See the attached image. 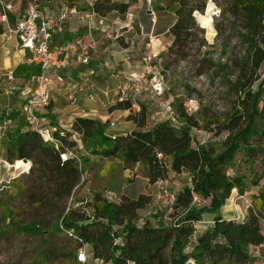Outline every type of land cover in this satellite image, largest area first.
<instances>
[{
	"label": "trees",
	"instance_id": "trees-1",
	"mask_svg": "<svg viewBox=\"0 0 264 264\" xmlns=\"http://www.w3.org/2000/svg\"><path fill=\"white\" fill-rule=\"evenodd\" d=\"M42 7L55 9L54 0H35ZM208 0H167L173 8L174 19L168 26L173 40L168 51L175 60L191 56V45L199 38L201 47L208 45L205 30L201 28L195 12H203ZM220 4L222 21L215 28L222 48L232 47L235 57L230 58L227 68L233 69L226 86L236 96L232 110L214 124L218 132H228L223 152L209 147L193 146L192 129L200 123L180 106L175 124L169 120L148 126L146 108L129 118L136 126L128 134L108 135L102 120L93 117H77L73 128L82 133L84 142L90 141L99 155L106 150L124 167L142 164L148 180L155 184L166 180L169 172H187L189 183L175 194L174 208L184 217L174 226L163 222L138 224V213L151 204L150 195L141 193L137 198L123 196L113 202L101 193L93 199L92 213L85 210L61 207L57 222L59 231H70L72 236L60 242L58 249L69 264H81L78 252L89 247V259L105 264H252L257 258L251 247L264 244L261 222L264 220V190L253 196L246 219L228 218L222 208L234 189L244 193L245 179L232 176L229 165L233 154L243 148L250 158H261L264 164V92L253 87L258 71L264 63V0H213ZM137 0H95L84 10H94L106 17L113 12L127 14ZM221 2V3H220ZM80 0H66L65 5L76 7ZM27 5L21 0L20 7ZM66 7V6H65ZM1 12V5H0ZM3 28L0 24V33ZM228 32V33H227ZM236 38L235 45L232 46ZM202 73V71H201ZM115 109L132 110L131 101H120ZM11 116V115H10ZM25 122V121H24ZM23 123V122H22ZM26 123V122H25ZM64 147L46 142L27 123L14 131L0 134V159L9 163L28 159L33 161L30 175L37 177L47 192L36 198L39 206L53 204V198H69L81 181L82 159L63 157L65 147L74 148L76 143L63 138ZM210 199V205L194 202ZM0 235L10 232L40 235L49 242L53 236L51 227L43 219L27 223L17 221L16 212L8 204H2ZM8 219H10L9 222ZM56 252V253H55ZM43 251L39 258L46 260L57 251Z\"/></svg>",
	"mask_w": 264,
	"mask_h": 264
},
{
	"label": "rangeland",
	"instance_id": "rangeland-1",
	"mask_svg": "<svg viewBox=\"0 0 264 264\" xmlns=\"http://www.w3.org/2000/svg\"><path fill=\"white\" fill-rule=\"evenodd\" d=\"M10 1L17 8L21 5V0ZM89 1L93 3L95 0H80L75 8L84 10L89 5ZM26 3L25 7L36 1L26 0ZM65 3L66 0H54L55 8L65 6L68 9L72 8L71 5H65ZM168 5L167 0H137L129 8L127 14L120 15L117 12L109 14L105 22L107 27L113 28L116 32L112 38L105 37L109 40L106 47L111 46V49H116L120 59H128L129 63L130 59L141 63L143 58L149 55L156 57L149 69L148 87L141 97L132 101V110L115 109L113 107L119 102L115 88L123 79H112L105 84L110 88L109 95L100 96L92 106L83 103L76 111L78 113L76 118H97L102 120L106 133L128 134L136 128L129 117L142 108H146L148 127H152L155 123L165 120L163 115L156 114L162 111L164 104L172 106L177 119H179L177 113L180 112L179 108L182 106L200 123L199 127L191 131L193 146L209 147L215 149L216 152H223L226 149L223 144L228 132L219 133L214 122L217 119L222 120L232 110L236 101L235 94L228 90L225 82V78H229L233 72V69L227 68L226 64L230 58L235 57L236 51L232 47L224 51L223 39L217 36L215 23L217 20L222 21L220 4L208 0L203 12H195L200 27L205 30L208 45L201 47L198 38L191 45V56L183 60H175V56L168 51L173 40L168 32V26L175 18L173 8H168ZM210 6L211 10L208 11ZM203 16L211 18L212 32L202 26ZM131 27L134 28L131 30ZM235 39L232 46L236 43ZM114 57L116 59L117 56L114 55ZM111 64L112 62L110 66ZM120 65L123 66L121 62ZM127 69L128 72L137 70L135 64H129ZM131 73L132 71L129 72ZM253 90L264 92V63L258 71V80ZM92 110L97 112H92ZM53 118L55 121L58 119L54 115ZM24 121L22 116L20 125L26 127V121ZM64 130L70 133L74 128L67 127ZM0 134H2L1 131ZM75 143L72 151L82 159L81 181L69 198H53V204L45 205V207L36 203L38 199L36 196L41 192L44 195L47 192V186H42L37 177L30 175L33 161L27 162L29 168L26 171V167L17 168V161L9 163L0 159V205L8 203L16 212L17 221L20 223H27L34 219L45 220L48 225L52 226L50 233H53L49 242L44 241L40 235L15 232H10L5 236L0 235V264H69L58 250L61 246L59 243L72 236L70 231L57 229V222L61 218V207L66 204L70 209L85 210L91 214L93 199L99 193L116 203H119L123 196L137 198L141 193L150 195L151 204L138 213L139 225L146 222L151 224L163 222L174 226V223L184 217L180 209L174 208V201L170 194H177L189 183L187 172L176 174L170 171L166 180L151 184L147 170L142 164L126 168L120 160L109 156L106 150L95 155L93 151L96 146L90 141L84 142L83 139H78ZM228 173L232 176L243 177L245 187L243 194L236 189L232 191L222 208V213L228 218L244 220L248 216L253 196L264 190L263 160L260 157L250 158L241 148L233 154ZM201 204L210 205V199L202 201ZM3 213V207H0V215ZM9 221L10 219L7 222ZM261 226L264 233V220ZM250 249L257 258L252 264H264V244ZM48 250L57 251L59 254H53L46 260L39 258L41 252ZM86 264L103 263L89 259Z\"/></svg>",
	"mask_w": 264,
	"mask_h": 264
},
{
	"label": "built area",
	"instance_id": "built-area-1",
	"mask_svg": "<svg viewBox=\"0 0 264 264\" xmlns=\"http://www.w3.org/2000/svg\"><path fill=\"white\" fill-rule=\"evenodd\" d=\"M89 2V6H92L93 3ZM0 5V24L3 28L1 36L5 39L15 37L22 47L31 51L30 62L38 67L36 88L26 99L22 108V114L28 127L36 131L46 142H52L57 147H64L63 138L77 142L82 138L81 132L72 130L68 133L54 125L50 111L51 94L55 83L64 81L60 71L66 67L72 57L77 56L82 63L88 64L91 51L96 48L97 41L95 39L87 41L77 36L66 40L59 46L53 45L55 34L62 33L69 20L67 7L61 8L59 13L55 14L52 9L42 7L38 2L17 8L12 2L0 0ZM87 19L94 28L106 25L105 20L94 10H88ZM115 32L113 28L105 26L102 33L104 37L112 38ZM154 58H156L154 55L143 58L142 70L125 77L118 84L117 91L120 101L132 102L145 93L148 87L149 69ZM90 98L93 99L94 96L90 95ZM156 114L163 115L165 120L172 123H179L171 105L164 104L162 111ZM4 124H6L5 121ZM65 150L64 158H79L69 147H65ZM170 197L172 201H175L174 194H170ZM194 202L200 204L202 201L195 196ZM70 234L72 235V232ZM88 260V248L85 245L78 252V261L86 264ZM96 261L105 264L103 261Z\"/></svg>",
	"mask_w": 264,
	"mask_h": 264
},
{
	"label": "crops",
	"instance_id": "crops-1",
	"mask_svg": "<svg viewBox=\"0 0 264 264\" xmlns=\"http://www.w3.org/2000/svg\"><path fill=\"white\" fill-rule=\"evenodd\" d=\"M3 1L11 2L10 0ZM15 7L17 6L15 5ZM60 9L55 8L52 11L58 14ZM68 10L69 20L64 27V31L55 34L53 45L59 46L66 40L81 36L87 41L95 39L97 46L91 51L88 64L82 63L77 56H74L66 67L60 71L64 81L55 83L50 102L51 117L57 123V125L55 123L54 125L58 129L73 127L76 115H78L76 111L83 103L92 106L93 102L96 103L95 101L100 96H108L110 88L105 84L109 83L110 80L124 79L125 74L132 71L131 74L127 75L130 76L143 68V62L137 63L130 59L129 63L128 59H120L116 49H111V46L106 47L109 40L102 33L103 28L108 26L106 22L105 26L94 28L87 19L88 10H77L75 7ZM108 16L101 17L106 21ZM114 55L117 56L116 59ZM30 57L31 51L22 47L15 37L5 39L0 34V131L2 134L21 127L20 118L23 116V105L36 88L38 67L30 62ZM111 62L113 65L110 66ZM120 62L123 66L120 65ZM129 64H135L137 70L128 72L127 66ZM115 89V94L118 95L117 88ZM90 95H93L94 98L91 99ZM92 112L97 111L92 110ZM53 115L58 118L56 121ZM4 121L6 124H4ZM106 134L119 135L117 133Z\"/></svg>",
	"mask_w": 264,
	"mask_h": 264
},
{
	"label": "bare ground",
	"instance_id": "bare-ground-1",
	"mask_svg": "<svg viewBox=\"0 0 264 264\" xmlns=\"http://www.w3.org/2000/svg\"><path fill=\"white\" fill-rule=\"evenodd\" d=\"M210 10H211V6L208 8V11H210ZM201 24H202V26L208 28L210 32H212L210 29L211 28V18L210 17L203 16V18L201 20ZM16 165H17V168L26 167V171L29 168V164L24 163L23 161H17Z\"/></svg>",
	"mask_w": 264,
	"mask_h": 264
},
{
	"label": "water",
	"instance_id": "water-1",
	"mask_svg": "<svg viewBox=\"0 0 264 264\" xmlns=\"http://www.w3.org/2000/svg\"><path fill=\"white\" fill-rule=\"evenodd\" d=\"M22 161L25 162V163H27L29 160L28 159H23Z\"/></svg>",
	"mask_w": 264,
	"mask_h": 264
}]
</instances>
